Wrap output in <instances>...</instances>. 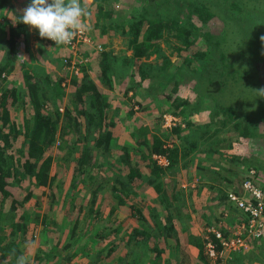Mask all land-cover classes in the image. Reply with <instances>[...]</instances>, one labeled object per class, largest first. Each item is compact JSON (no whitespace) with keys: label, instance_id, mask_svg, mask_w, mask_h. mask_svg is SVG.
Listing matches in <instances>:
<instances>
[{"label":"trees","instance_id":"obj_1","mask_svg":"<svg viewBox=\"0 0 264 264\" xmlns=\"http://www.w3.org/2000/svg\"><path fill=\"white\" fill-rule=\"evenodd\" d=\"M3 1L6 0H0V4ZM165 1L167 8L173 7V4H175L176 10L174 7V13L164 16L165 11L160 15L148 17L143 12H137L132 14L129 20H127L128 18L123 19L125 20L123 30L128 32L126 40V46L130 48L128 55H120L114 52L113 49L96 51L98 52L96 61L101 70V75L98 77L106 81L109 86H113L114 77H117L119 82L124 85L123 92L127 93L132 90L133 95L147 80L142 88L145 89L149 97L160 96L170 100L168 108L164 109L161 106H156L158 111L154 113L156 117L154 121L139 124L129 131L128 136L132 137L133 140L130 142L124 140V143L120 142L115 147L119 149L120 153L117 154L114 160L112 159V155L115 156L113 128L121 127L123 123H126V126L129 122L133 124L134 117L125 116L123 118L119 113L117 114V111L123 105L121 103L115 106L116 113L108 114L111 106L109 95L88 74H83L80 77L73 75V79H70V97L66 98L62 112L59 110L65 95L64 85L61 83L62 77L54 80L46 77L39 79L35 69L23 68L20 77L12 80L13 86L8 87L6 77L11 69V61L17 57L15 49L17 38L20 31L25 28V24L19 22L20 15L17 16L15 24H9V34L5 39L8 44L5 53L8 54V57L0 62V199L8 197L9 201L6 212L8 231L0 234V264H16L22 246L20 238L27 229L28 220L41 223V232L45 233V236L48 227L51 226L53 217L48 212L52 207V203L56 201L54 200L53 191L49 192V204L45 206V210L41 215L37 212L29 214L20 212L17 215L16 209L18 205L23 204L30 198L31 184L51 186L57 174L56 171L61 168L59 165L53 170L55 172H51L53 157L48 152L55 139L59 120L58 127H60V131L57 146L60 150L55 153L56 158L60 159L65 148L70 151L74 150L75 143L68 145V138H71V135H75L76 140H84L82 148L76 149L77 153H73L75 156L71 155L70 157L69 151L68 157L64 160L65 162L72 160L71 189H75L77 186H89L90 196L88 205L86 207L79 206L75 214L73 213L70 225H68L69 234L63 238V234L60 236V232L57 230L56 234L51 235L52 241L55 242L56 240L63 253L58 249H51L49 253L45 254L46 261L56 260L57 257H61L67 262L71 261V257L78 252L77 247L79 245L77 247L73 245L78 235L85 236L84 244L87 247L100 242L99 240L92 241L93 239H103L108 234L118 231L119 223L112 225L107 222L115 221L113 212L119 204H129L138 218L141 217L140 219L147 221L148 216L141 212L136 207L138 205L134 203L139 201L138 197H141L139 195L140 191L135 186L136 183L147 181L159 194V202L163 204L166 212L162 214V217L159 215L161 219L152 224L151 233L134 227L129 236L133 241V245L144 243L149 250L154 252L153 260L158 256L160 257L166 245H169L170 240L175 238L177 241L173 245L174 257L168 259L167 264H208L204 253H200V261H197V263H189L179 257V255L184 257L182 252L184 245L181 243L182 237L180 238L179 234L185 228L180 202H184L186 196L180 188L177 189L176 187V175L180 173L181 158L189 152L199 149L200 139L198 137L200 135L194 130L182 134L181 127L183 126L180 124L171 126L170 131H167L168 128L162 127L161 124L163 114L170 112L181 116L186 122V127H197L198 123H194L188 117L189 112H191V109H188L186 105L188 98L171 95L173 92H179V82L184 67L179 68L176 66L168 54L163 55L159 63L151 62L148 58H151L153 54L160 56L159 51L162 42L169 48V52L175 50L179 55L183 53V50L190 49V55L185 57V65L197 64L200 66L199 71L193 73L196 80V85H193V89L197 92L196 102L200 104L203 99L213 101L208 106L209 121L203 123V127H232L233 129L240 127L238 132L241 135H247L249 127H258L257 119L260 116L256 117L249 112L243 113L245 110L243 107L249 106L253 95L250 96L247 92L249 89L244 87L242 82H238L241 79L239 76L238 78L234 77L232 73L231 76H227V72L230 66L240 76L248 77L251 76V73L245 67H236L238 64L235 62L234 57L228 53L230 45L224 27L221 33H212L210 29L206 28V24L212 16L217 15L233 25H240L245 32L241 45L247 50V55L252 58L255 53H250L252 51H250L247 44L264 35V30L261 29L260 25L262 22L264 24V17H261L252 9H246L238 0ZM97 5L102 15H111V11H105L101 3H97ZM135 10L134 8L133 11ZM250 28L255 31L254 35H249ZM247 35L249 36L247 37ZM257 43L263 45L264 51V42L258 40ZM263 51L261 50L259 55L264 54ZM186 70L185 68L184 71ZM187 72L189 71L187 70ZM201 83L203 85L209 83L211 87L199 90L198 85ZM18 88L20 89L19 94H17ZM167 90L171 94L167 93ZM218 95L225 96L228 101L234 98L236 102L232 101L228 102L227 105H222L216 100ZM20 97V102L24 103L27 98L31 103L30 114L23 117L24 129L22 131L25 137L26 155L22 160L17 158L12 145L13 139L21 130L13 125V121L10 123V105L14 104ZM138 101L136 99L133 103ZM262 102L261 111L264 112V101ZM147 106L148 108L153 106L152 101ZM193 108L196 109V104ZM130 110L132 109L130 108ZM123 112H126V109H123ZM129 114L132 113L129 112ZM130 124L129 127H132ZM4 127H8L7 130ZM94 130H96V133H94ZM82 131H85V133L83 134ZM170 133H176L179 136V141L173 143L171 147L164 146L163 137H167L165 135ZM212 136V134H209L207 137ZM64 139L68 140L66 147L63 146ZM219 145L218 140L211 139L207 142L206 149L218 150ZM132 150L135 151V156L131 154ZM155 151L168 152L170 157L168 166L161 167L155 163V160L151 157V153ZM254 152L255 150L251 154L244 155L240 160L238 159V163L241 162L244 165L243 169L245 171L250 164L259 167L252 161ZM139 161H143L142 165H139ZM233 161L235 162L237 159L233 158ZM215 165L216 167L196 165V170L200 175L191 188L194 194L199 193L201 190L209 194L212 191L214 192L216 187L214 181L217 178L226 179V182H230L232 176L222 173L219 169L220 167L229 169L227 167L228 162L221 159ZM205 169L211 171L212 175L204 174ZM166 175L171 176L169 181H165L164 177ZM24 181L26 182L25 185H23ZM107 181L111 182L110 196L115 198V203L109 202L111 206L108 213L104 215L100 206L95 205L99 198H106V196L100 194V190L103 188L104 182ZM203 182L205 186H202ZM14 184L25 191L23 195L16 194L10 189ZM262 187L264 188V184H262ZM218 192L221 201H226V190L218 188ZM66 196L60 203V208L64 206ZM150 215L158 216L156 209L152 210ZM224 219L225 222H223ZM223 220L221 227L224 231H226L224 225H233L236 222V218L232 215L224 217ZM80 226L81 234H79L78 229ZM140 235H143V239H139ZM47 236L45 238H49ZM255 240L258 239H253L251 244ZM116 244L115 242L110 245L107 243L106 245H98L96 249L97 256L99 255L100 258L108 256L113 252ZM260 246H264L263 242L260 243ZM200 249L202 252V243L199 246ZM91 252V250H88L85 253L90 255ZM245 252L246 250L232 253L225 260V263L247 264L248 261H245L244 256ZM130 254V251L126 250L123 254L117 255L110 264H129L127 259ZM36 258H40L39 252L36 254ZM249 259L259 263L263 261V257L257 253H254Z\"/></svg>","mask_w":264,"mask_h":264},{"label":"rangeland","instance_id":"obj_2","mask_svg":"<svg viewBox=\"0 0 264 264\" xmlns=\"http://www.w3.org/2000/svg\"><path fill=\"white\" fill-rule=\"evenodd\" d=\"M191 1V0H190ZM245 8L252 9L254 12L258 13L261 17H264V0H238ZM31 0H6L0 4V62L5 60V57H8L6 52V47L8 44L5 39L9 34V24H15L17 16L23 15V9L28 6ZM97 3L103 5L105 11H111L110 16H104L99 9ZM175 4L173 7H166L165 0H88V15L83 18V22L87 25L86 32L87 35L92 37L96 42L101 43L102 49H113L114 52L119 53L120 55H128L130 53V48L126 46L127 33L123 30V25L125 24V18H131L132 14L137 12H143L146 16H155L164 13V16L174 13ZM136 9L133 11V9ZM176 10V7H175ZM226 22V24H225ZM105 26H104V25ZM261 29L264 30L263 22L260 23ZM226 33V38L230 45L229 54L234 57L235 62L238 64L236 67L247 68L249 69L251 76H240L237 72L234 71L233 67L228 68L227 76H231V73L234 77L239 76V83L242 82L244 87L248 88L250 96L253 95L249 106H244L243 113L249 112L251 115L254 114L256 117L260 116L257 122L258 127H249L247 135H241L238 131L239 128L233 129L232 127H203V123L209 121V105L213 103L211 99H203L201 103L196 102L197 92L193 89V85H196L195 75L193 73L199 71L200 66L197 64L185 65L186 55H190V49L183 50L182 54H178L175 50L169 52V48L165 46V43L162 42V47L160 48V56L151 55V58H148L151 62L159 63L163 55H169L170 58L174 61V64L179 68H182L183 74L180 77V84L178 93H170L167 90V93L172 96H178L180 98H188L186 103L187 108L191 109L188 117L191 118L194 123H198L197 127H186V122L182 119L181 116L176 117L182 128V134L189 133L190 131H197L200 135V144L194 151L189 152L180 160V173L176 175V187L181 189L182 193L186 196L185 201L180 202L181 213L183 215V221L185 228L182 233L179 234L183 243V256L179 255L180 258L184 259L189 263H197L200 261V253H203V244L202 252L199 250V246L202 243V234L204 227L207 223L218 222L222 217V212L224 210L229 211V215L237 214V209L233 205L227 203V201H221L219 197L218 188H223L224 190H229L231 188L239 187V182L241 178L244 177L250 168L255 169L256 173V182L261 186L264 184V112L261 111L264 97L257 96L255 90L264 88V54H260V51H263V45L258 44L260 38L258 37L253 42H248L250 53H255L254 57L250 58L247 55V50L244 49L241 45L243 35L245 32L240 25H233L229 21H225L223 18L218 17L217 15L212 16L206 24V28L210 29L212 33H221L223 31ZM254 30V29H253ZM250 34L254 35L255 31H252L250 28ZM223 34V33H222ZM247 35V37L249 36ZM91 38V39H92ZM18 41L15 45L17 52V57L11 61V69L8 72L6 77L8 87L13 86V79H17L22 74L23 68H33L36 70V75L39 79H44L43 77L49 78L51 80L62 77V85H64L65 95L63 97V104L60 106L59 110L62 112L64 109V102L66 98L70 97V79H73V75L80 77L83 74H88L89 77L97 82L103 87V89L108 93L111 106L109 108L108 114H111L115 109L117 104H123L117 114L119 113L121 117H134V123L130 124L132 127H126V123L121 124V127H114L113 133L115 136L113 147L115 148L120 142H130L132 137L128 136L129 131L134 127H137L139 124H147L148 122L154 121L156 117L154 113L158 111L156 106H161V108H168L169 101L160 96L151 98L146 93L145 89L142 88L143 85L147 82L144 81L142 87L138 88V91L133 95L135 101L138 99L141 102L133 103L131 99H128V94L123 92L124 85L121 84L118 78L114 77L113 86H109L106 81L101 80L99 64L96 61L98 57V52L93 50V48L86 46L85 44L82 49V54L88 57L87 64L84 65L78 73H75L70 67L63 66V59L67 57L68 50L64 47L57 46L54 41H51L46 38H41L38 34V30L30 29V26L25 25L23 31H20L18 35ZM248 40V38H247ZM264 52V51H263ZM185 68L189 71H184ZM191 73V74H190ZM37 77V76H36ZM162 79V78H161ZM238 80V79H237ZM199 90L203 88L211 87V84L207 83L203 85L202 83L198 85ZM18 93L20 89L18 88ZM27 96V95H26ZM23 97V96H22ZM24 98V97H23ZM26 98V97H25ZM216 100L222 105H227L228 102H236L234 98L228 101L225 96L218 95ZM21 97L14 103L10 105L11 109V121L13 125L19 128V132L12 141L13 149L16 153L17 158L21 160L26 155V147L24 141V116L29 115L31 112V103L26 98L25 102L22 103ZM152 101V105L148 108V103ZM196 104V109L193 107ZM130 108L132 110H130ZM123 109H126V112H123ZM222 109V108H221ZM132 113V114H129ZM204 112V113H203ZM170 112H166L168 116ZM128 114V115H127ZM255 117V118H256ZM176 120V121H177ZM165 122V117H161V124ZM60 120L57 122L55 139L50 145L48 152L52 155L51 160V172L61 166V168L56 171V176L52 181L51 186H37L35 184L30 185L31 195L28 200L23 204L18 205L17 215L20 212L34 213L37 212L40 215L45 210V206L48 205V195L50 191L54 192L56 201L52 203V207L49 210L53 219L51 221V226L48 227L46 231V236L49 234V238H45V233L41 232L42 226L41 223H34L31 220H28L27 229L20 238L21 247H20V256L25 255L29 258L30 264H110L115 260L116 256L123 254L126 250L130 251V256L127 259L129 264H167L168 259L174 257L175 251L174 243L177 241L175 238L170 240V244L166 245L160 257L154 258L152 260L153 253L144 243L134 246L133 241L129 238L131 231L134 227L144 229L146 232L151 233L152 224L155 221L161 219L162 214L166 212L163 204L159 202V194L154 190L151 184L147 181H142L136 183L138 188L139 201H135V205H138V209L141 212H144L148 216V220H142L137 217V214L134 213V209L130 207L129 204H119L116 206L113 217L115 221H109L108 224L118 225V231L108 234L106 237L93 239L92 241L99 240L96 245H88L87 247L84 244L85 236L78 235L74 240V246L77 247V251L72 257L71 261L67 262L61 257H57L56 260L46 261V255L50 252L51 249H58L63 253L60 245L52 241L51 235L56 234L58 230L63 234V238L69 234L68 225H70L71 218L73 213L77 211L79 206L86 207L89 203L88 198L90 196V187L89 186H77L75 189H71V171H72V160L66 161L65 158L68 157V150L65 148L62 151L60 159L56 158V152H59L58 144V134L60 131L59 126ZM214 126V122L212 123ZM163 127V126H162ZM8 127H4L7 130ZM96 128V127H93ZM167 131L171 130V127H167ZM200 131V132H199ZM84 134L85 131H82ZM96 133V130H94ZM201 133H203L201 135ZM209 134H212V137H207ZM163 137V145L171 147L173 143L179 141V136L176 133L166 134ZM85 138V136H84ZM93 139V138H90ZM215 139L220 142L218 150H208L206 149L207 142L209 140ZM69 146L70 143H75L74 150H71L69 155H74L77 153L76 149L82 148L84 140H76L75 135H71V138H68ZM67 139H64L63 146L66 147ZM255 150L253 156V163L259 165V167L251 165L245 171L243 169L244 165L238 163L239 160L246 154H251ZM115 156L112 155L114 160L117 157V154L120 153L118 148H115ZM131 154L135 156V151L132 150ZM152 154V153H151ZM232 156V157H231ZM152 157V156H151ZM228 158V159H226ZM237 159V161H233ZM228 162L229 169H222L221 172L232 176L230 182H226V179L217 178L215 183L214 192L211 194L207 193L204 190L199 191V193L194 194L192 191L193 183L195 182L200 175L196 170V165H203L206 167H216L215 164L220 160ZM239 159V160H238ZM64 160V161H63ZM231 160V161H229ZM143 161H139V165H142ZM18 167V166H17ZM19 169V168H18ZM126 170V168H125ZM235 171V172H234ZM55 172V171H53ZM204 174L212 175L211 171L205 169ZM234 172V173H233ZM165 181H169L171 176L166 175ZM79 179V178H78ZM33 181V180H32ZM26 182H23L25 185ZM202 186H205L204 182ZM207 188V187H206ZM10 189L16 194H24V190L19 188L17 184H14ZM264 189V188H263ZM111 192V182H104L103 188L100 190V194L106 196L104 199H98L95 206H100L103 214L106 215L111 206L109 202L115 203V198L110 196ZM189 193L191 194L189 196ZM67 195V196H66ZM66 196V201L64 206L60 208V203L63 198ZM141 198V200H140ZM0 234L6 233L8 231L6 212L8 210V197L0 199ZM129 202V201H128ZM157 211L158 216H151L152 210ZM161 217H160V216ZM225 222V219L223 220ZM81 225V224H80ZM79 234H81V226L78 228ZM139 239H143V235L139 236ZM201 240V241H200ZM110 241V242H109ZM117 243L113 252L106 257H98L96 254V249L98 245H108ZM128 244L125 245V243ZM201 242V243H200ZM264 244V235L258 240H255L250 247L244 253L245 261H248L247 264H264V246H260V243ZM53 244V245H52ZM260 246V247H259ZM60 247V248H59ZM85 250V251H84ZM91 250L90 255H87L85 252ZM39 252L40 258H36V254ZM254 253H257L263 257L261 263L251 261V257ZM42 256V257H41ZM252 259V258H251ZM207 260V259H206ZM52 262V263H51ZM208 264H226L225 260H218L217 262L208 261Z\"/></svg>","mask_w":264,"mask_h":264},{"label":"built area","instance_id":"obj_3","mask_svg":"<svg viewBox=\"0 0 264 264\" xmlns=\"http://www.w3.org/2000/svg\"><path fill=\"white\" fill-rule=\"evenodd\" d=\"M82 43V44H81ZM89 46L95 51H101L102 45L87 35L86 29L79 32L70 44L62 45L68 50L67 57L63 59V66L70 67L75 73L87 64L88 57L82 54L83 46ZM165 122L163 127H171L180 123L175 114H163ZM177 120V121H176ZM155 163L166 167L170 163L167 151H155L152 153ZM194 185V182H193ZM226 201L233 205L238 213L232 215L236 218L235 224H226L224 231L221 223L229 211L224 210L218 222L207 223L202 234L203 253L208 261L217 262L226 260L232 253L247 250L253 239H259L264 235V189L256 182L254 168L241 179L239 187L226 191Z\"/></svg>","mask_w":264,"mask_h":264},{"label":"clouds","instance_id":"obj_4","mask_svg":"<svg viewBox=\"0 0 264 264\" xmlns=\"http://www.w3.org/2000/svg\"><path fill=\"white\" fill-rule=\"evenodd\" d=\"M88 0H31L19 17V22L38 30L41 38L54 41L57 46L70 44L87 28L83 18L88 15ZM264 42V35L260 37ZM264 97V88L255 90ZM16 264H30L27 256L17 257Z\"/></svg>","mask_w":264,"mask_h":264},{"label":"crops","instance_id":"obj_5","mask_svg":"<svg viewBox=\"0 0 264 264\" xmlns=\"http://www.w3.org/2000/svg\"><path fill=\"white\" fill-rule=\"evenodd\" d=\"M128 94H130V95H128ZM127 95H128V96H127L128 99H131L132 102L135 101V99H134V97H133L134 94L132 95V90H129V92L127 93ZM112 113H116V109H114ZM127 115H128V114H127ZM129 124H130V122H129ZM126 127H127V126H126ZM192 183H193V182H192ZM194 185H195V182H194ZM194 185H193V186H194ZM193 186H192V187H193ZM235 209H236V208H235ZM237 212H238V211H237Z\"/></svg>","mask_w":264,"mask_h":264}]
</instances>
